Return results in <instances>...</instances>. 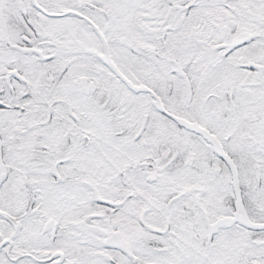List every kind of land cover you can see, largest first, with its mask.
<instances>
[{
    "label": "snow or ice",
    "instance_id": "snow-or-ice-1",
    "mask_svg": "<svg viewBox=\"0 0 264 264\" xmlns=\"http://www.w3.org/2000/svg\"><path fill=\"white\" fill-rule=\"evenodd\" d=\"M0 264H264V0H0Z\"/></svg>",
    "mask_w": 264,
    "mask_h": 264
}]
</instances>
